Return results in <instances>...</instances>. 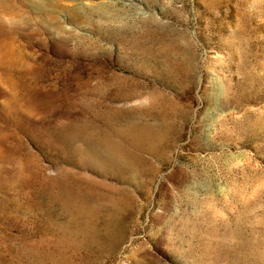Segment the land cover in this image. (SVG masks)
<instances>
[{
	"label": "rangeland",
	"instance_id": "rangeland-1",
	"mask_svg": "<svg viewBox=\"0 0 264 264\" xmlns=\"http://www.w3.org/2000/svg\"><path fill=\"white\" fill-rule=\"evenodd\" d=\"M0 264H264V0H0Z\"/></svg>",
	"mask_w": 264,
	"mask_h": 264
}]
</instances>
